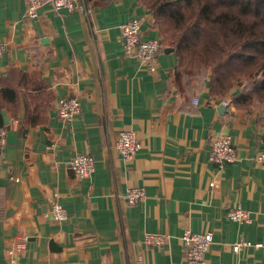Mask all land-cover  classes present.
Returning a JSON list of instances; mask_svg holds the SVG:
<instances>
[{
	"label": "crops",
	"instance_id": "1",
	"mask_svg": "<svg viewBox=\"0 0 264 264\" xmlns=\"http://www.w3.org/2000/svg\"><path fill=\"white\" fill-rule=\"evenodd\" d=\"M87 1L89 13L56 11L45 2L28 19L27 0H0V78L36 71L53 95L44 122L26 121L22 94L16 115L4 109L0 264L23 236L20 264H131L138 254L148 264H188L185 228L214 232L206 264H264V248L235 252L231 244L264 243V164L254 159L264 150V108L219 103L209 74L194 93H180L172 84L176 51L163 47L156 73L124 53L120 24L131 18L145 17L143 38L161 37L141 0ZM70 95L80 98L82 113L66 122L56 105ZM122 128L142 141L132 159H122L115 146ZM221 131L231 134L238 155L222 168L209 156ZM87 152L95 170L76 177L70 159ZM133 186H143L146 196L131 204L125 192ZM53 193L69 213L64 221L49 214ZM233 206L249 209L252 220L227 219ZM147 232L169 239L147 245Z\"/></svg>",
	"mask_w": 264,
	"mask_h": 264
},
{
	"label": "trees",
	"instance_id": "2",
	"mask_svg": "<svg viewBox=\"0 0 264 264\" xmlns=\"http://www.w3.org/2000/svg\"><path fill=\"white\" fill-rule=\"evenodd\" d=\"M111 0H93L101 5ZM152 12L164 48L176 51L172 84L191 94L209 74L210 94L245 108L264 103V0H141ZM22 94L26 121L44 122L53 95L39 73L20 69L0 78V126L4 109L14 115ZM9 121V118H8Z\"/></svg>",
	"mask_w": 264,
	"mask_h": 264
},
{
	"label": "built area",
	"instance_id": "3",
	"mask_svg": "<svg viewBox=\"0 0 264 264\" xmlns=\"http://www.w3.org/2000/svg\"><path fill=\"white\" fill-rule=\"evenodd\" d=\"M26 18L34 19L39 15V8L45 2H49L56 10H81L85 13L90 12V3L87 0H27ZM145 17L131 18L120 24V31L123 37L124 53L138 58L140 63L149 71L156 73L159 69V55L162 52L163 45L161 37L143 38L142 23ZM4 43L0 40V54L4 50ZM198 97L194 98V102H198ZM219 103L224 105L232 104L230 97L218 99ZM57 113L61 120L69 122L76 116L82 113L80 98L75 95L68 97H60L57 100ZM7 128L0 126V149L6 143ZM115 146L122 159H132L137 151L142 146V141L137 138L135 131L124 129L120 130L115 140ZM210 160L217 163L219 167H224L229 162H234L238 159L237 146L231 134L226 131H221L213 137ZM255 161L259 164H264V150H259L255 153ZM69 168L74 172V175L79 178H88L95 170L96 159L94 156L87 153H76L70 159ZM1 161V156H0ZM211 186L215 184L212 180ZM125 198L128 203H138L146 196L143 186H133L127 188ZM49 214L53 220L64 221L68 219L69 213L67 209L59 202L56 193H53L51 198V207ZM227 219L235 221L248 222L252 220L251 211L240 206L230 207ZM169 239L167 233L147 232L144 235V242L147 245L161 246ZM214 240V232L211 230L192 231L190 228H185L181 234V246L183 247L184 259L188 264H206V254ZM232 249L239 252L249 246L257 249L264 248L262 241H252L246 239H238L233 241ZM27 237L23 236L14 245L10 246L7 251L6 260L2 264H20L22 255L26 252ZM131 264H148L144 255L138 254L133 257Z\"/></svg>",
	"mask_w": 264,
	"mask_h": 264
},
{
	"label": "rangeland",
	"instance_id": "4",
	"mask_svg": "<svg viewBox=\"0 0 264 264\" xmlns=\"http://www.w3.org/2000/svg\"><path fill=\"white\" fill-rule=\"evenodd\" d=\"M240 89V86L239 85H235L230 92L227 93V96H232V94L234 93H237ZM225 96V97H227ZM248 107L250 108H261L263 109L264 108V103L259 101L258 99L257 100H254L252 101V104L248 105Z\"/></svg>",
	"mask_w": 264,
	"mask_h": 264
},
{
	"label": "water",
	"instance_id": "5",
	"mask_svg": "<svg viewBox=\"0 0 264 264\" xmlns=\"http://www.w3.org/2000/svg\"><path fill=\"white\" fill-rule=\"evenodd\" d=\"M166 51H169V50H172L171 48H166L165 49ZM3 114H4V123H7L8 122V116L6 115V111L3 110Z\"/></svg>",
	"mask_w": 264,
	"mask_h": 264
}]
</instances>
